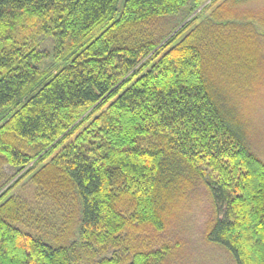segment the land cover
<instances>
[{
    "label": "trees",
    "instance_id": "1",
    "mask_svg": "<svg viewBox=\"0 0 264 264\" xmlns=\"http://www.w3.org/2000/svg\"><path fill=\"white\" fill-rule=\"evenodd\" d=\"M208 1L124 0L118 14L120 0H0V30L38 24L31 45L0 51V190L2 167L30 162L10 138L41 153L105 109L38 171L67 190L75 238L23 236L4 204L0 264H168L179 248L170 230L200 183L213 211L205 241L232 264H264V165L203 64L223 23L207 17L184 34Z\"/></svg>",
    "mask_w": 264,
    "mask_h": 264
},
{
    "label": "rangeland",
    "instance_id": "2",
    "mask_svg": "<svg viewBox=\"0 0 264 264\" xmlns=\"http://www.w3.org/2000/svg\"><path fill=\"white\" fill-rule=\"evenodd\" d=\"M225 2L227 0L212 3L184 34L207 17L216 22L222 21L221 27L213 25L210 31V49L203 53L204 68L214 76L213 79L225 90L231 105L237 109L246 128L249 149L264 165V0H252L235 9ZM123 3L124 0H120L118 14ZM37 30L38 24L34 18H22L15 27L0 30V51L31 45L33 39L37 40ZM104 110L93 112L94 108H91L85 111L73 126L88 115L89 120L83 125L80 123L75 133L62 143L64 145H58L59 138L52 143L51 148H54L48 147L41 153L38 142L10 138V142L30 158L27 165L17 169L2 167L9 181L0 190V206L9 205L8 215L15 218V228L21 235L51 240L56 244L64 241L70 243L75 238L71 221L74 211L67 190L50 185V182H40L44 181V177H39L38 171L65 145L74 141ZM5 139H8V135H5ZM154 141L155 137L148 135L141 139V144L149 146ZM43 156V161L39 163ZM62 196L66 198L62 199ZM212 219L210 198L205 186L200 183L182 205L170 230L169 236L179 244V248L168 264H232L225 252L204 239ZM79 256L83 261L87 260L81 252Z\"/></svg>",
    "mask_w": 264,
    "mask_h": 264
}]
</instances>
